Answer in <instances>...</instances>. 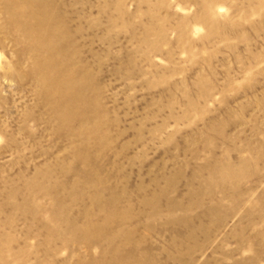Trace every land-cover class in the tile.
Here are the masks:
<instances>
[{
  "label": "rangeland",
  "instance_id": "obj_1",
  "mask_svg": "<svg viewBox=\"0 0 264 264\" xmlns=\"http://www.w3.org/2000/svg\"><path fill=\"white\" fill-rule=\"evenodd\" d=\"M117 263L264 264V0H0V264Z\"/></svg>",
  "mask_w": 264,
  "mask_h": 264
},
{
  "label": "bare ground",
  "instance_id": "obj_2",
  "mask_svg": "<svg viewBox=\"0 0 264 264\" xmlns=\"http://www.w3.org/2000/svg\"><path fill=\"white\" fill-rule=\"evenodd\" d=\"M73 168V167H72ZM73 170V169H72ZM70 171V170H69ZM81 177V176H80ZM89 177V176H88ZM90 179V178H89ZM82 182V181H81ZM57 183V182H56ZM92 186V185H91ZM74 187V186H73ZM75 188V187H74ZM94 197V196H93ZM113 201V200H112ZM111 210V209H110ZM118 210V209H117ZM113 211V210H112ZM121 211V210H120ZM122 212V211H121ZM92 213V212H91ZM116 214V213H115ZM86 215V214H85ZM84 216V215H83ZM112 216V215H111ZM102 217V216H101ZM107 218V217H106ZM112 219V218H111ZM97 220V218H96ZM107 220V219H106ZM109 221V220H108ZM117 221V220H116ZM98 222V221H97ZM92 223V222H91ZM112 223V222H111ZM92 226V225H91ZM107 226V225H106ZM118 226V225H117ZM98 228V227H97ZM101 228V227H100ZM105 228V227H104ZM107 228V227H106ZM103 229V228H102ZM104 230V229H103ZM106 230V229H105ZM87 231V230H86ZM101 231V230H100ZM104 234V232H103ZM86 236V235H85ZM99 236V235H98ZM103 262V261H102ZM118 264V263H117ZM136 264V263H135Z\"/></svg>",
  "mask_w": 264,
  "mask_h": 264
}]
</instances>
